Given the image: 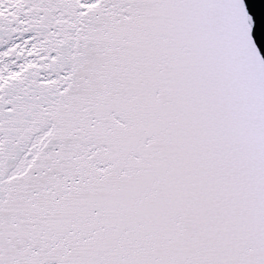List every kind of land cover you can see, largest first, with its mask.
<instances>
[{
  "label": "snow or ice",
  "instance_id": "6c2138e0",
  "mask_svg": "<svg viewBox=\"0 0 264 264\" xmlns=\"http://www.w3.org/2000/svg\"><path fill=\"white\" fill-rule=\"evenodd\" d=\"M244 0H0V264H264V56Z\"/></svg>",
  "mask_w": 264,
  "mask_h": 264
},
{
  "label": "water",
  "instance_id": "95a60500",
  "mask_svg": "<svg viewBox=\"0 0 264 264\" xmlns=\"http://www.w3.org/2000/svg\"><path fill=\"white\" fill-rule=\"evenodd\" d=\"M249 14L255 21L252 35L264 56V0H244Z\"/></svg>",
  "mask_w": 264,
  "mask_h": 264
}]
</instances>
